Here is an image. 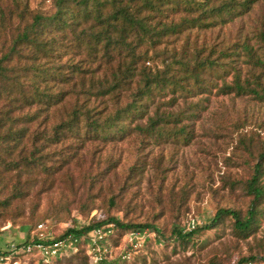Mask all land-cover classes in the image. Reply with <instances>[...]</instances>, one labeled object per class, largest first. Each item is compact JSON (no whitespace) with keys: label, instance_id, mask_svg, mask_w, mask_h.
<instances>
[{"label":"trees","instance_id":"16d2710c","mask_svg":"<svg viewBox=\"0 0 264 264\" xmlns=\"http://www.w3.org/2000/svg\"><path fill=\"white\" fill-rule=\"evenodd\" d=\"M44 1L32 7L31 0H0V226L16 222L26 199L35 198L32 190L36 195L57 190L61 198L95 188L97 194L63 200L66 208L74 203L87 208L85 224L68 211L73 227L67 231L80 234L114 223L116 241L130 230L160 233L157 216L130 221L103 212L89 218L118 160L101 167L98 148L90 152L86 146L132 135L187 145L192 122L206 108L194 97L208 99L214 89L217 95L264 103V18L254 30L242 19L259 0H50V10L42 8ZM234 22L231 41L220 31ZM166 97L162 108L160 98ZM180 103L182 109L174 112ZM239 145L253 161L241 186L245 206H217L210 223L187 233L174 226L170 235L188 242L226 217L240 238L257 230L264 215V145L241 138ZM143 169L134 164L128 178ZM106 200L116 204L117 194ZM69 257L88 260L81 248L52 264ZM262 260L247 256L236 264Z\"/></svg>","mask_w":264,"mask_h":264},{"label":"rangeland","instance_id":"374dc122","mask_svg":"<svg viewBox=\"0 0 264 264\" xmlns=\"http://www.w3.org/2000/svg\"><path fill=\"white\" fill-rule=\"evenodd\" d=\"M37 3L38 0H31L32 7ZM42 8L50 10V0H45ZM262 18L264 0H259L242 17L250 30H254ZM236 33V22L220 31L221 36L231 41L235 40ZM205 95L194 97L201 98L200 102L206 106L200 118L195 122L184 120L189 124L192 122L194 130L192 141L187 145L171 142L154 144L142 135H132L118 142L89 143L86 146L90 152L98 148L95 156L99 158L101 167L109 160H118L102 183L101 195L93 205L96 210L89 218H101L103 212L130 221L153 220L157 216L155 225L160 233L167 236L164 239L154 229H146L148 232L142 245L131 252L128 259L116 264H208L211 260L220 264H236L239 258L247 256L263 260L242 264H264V215L257 230L246 238L235 235L227 217L217 227L194 234L188 242L170 235L174 226L187 233L210 223L217 206L244 207L247 197L241 186L250 176L253 161L239 145V138L247 144L264 145V103L247 96L217 95L215 89L208 99H203ZM167 98H160L162 108L167 107ZM182 107L183 103H180L174 112ZM137 163L144 164L142 173L128 178L131 167ZM229 182H235V186L230 187ZM88 192L97 194L98 190L69 192L61 198L57 190L40 195L32 190L35 198L30 196L26 199L20 207L22 215L16 218V222L9 219L1 224L0 247L5 248L10 241L24 240L31 225L41 220L60 225L70 221V217L79 224L87 223L86 207L74 203L66 208L63 200L73 197L81 200ZM111 193L117 194L114 205L106 200ZM68 211L70 216L67 218ZM17 212L13 211L14 214ZM192 219L194 228L188 225ZM122 235L117 241L120 245L125 239ZM55 264L90 263L83 258L69 257Z\"/></svg>","mask_w":264,"mask_h":264},{"label":"built area","instance_id":"2783aa9c","mask_svg":"<svg viewBox=\"0 0 264 264\" xmlns=\"http://www.w3.org/2000/svg\"><path fill=\"white\" fill-rule=\"evenodd\" d=\"M194 228V220L188 221ZM73 224L68 221L55 225L48 220H41L32 226L22 241H10L5 248L0 247V264H52L77 253L84 248L90 264L103 261H121L128 259L131 252L138 249L145 240L147 230H130L123 233L122 245L115 240L117 228L114 223L95 227L77 234L67 231Z\"/></svg>","mask_w":264,"mask_h":264}]
</instances>
